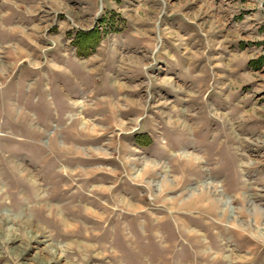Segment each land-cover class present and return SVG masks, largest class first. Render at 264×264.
<instances>
[{
	"label": "rangeland",
	"instance_id": "1",
	"mask_svg": "<svg viewBox=\"0 0 264 264\" xmlns=\"http://www.w3.org/2000/svg\"><path fill=\"white\" fill-rule=\"evenodd\" d=\"M0 264H264V0H0Z\"/></svg>",
	"mask_w": 264,
	"mask_h": 264
},
{
	"label": "crops",
	"instance_id": "2",
	"mask_svg": "<svg viewBox=\"0 0 264 264\" xmlns=\"http://www.w3.org/2000/svg\"><path fill=\"white\" fill-rule=\"evenodd\" d=\"M129 22L131 23V22H133V20L128 19L127 22H126V24H125L126 27L129 25ZM124 43H123V45H124ZM92 59H93V55L88 60L87 59L84 60L83 57H80V89L81 90H84V88L85 89H91V90L94 89L93 90V92H94L95 90H97V88H99L101 86V83L102 82H101L100 79H95L93 77L95 75V72L98 71L99 69L96 66H95V68L93 67V64H92L93 61H92ZM87 72H92V75H89ZM104 82L106 83V80H104ZM108 83L110 84V81H108ZM87 85L89 87H86ZM193 125L195 127H198L195 124H193ZM194 135H197V134L194 133ZM193 142L194 143L196 142V137L195 136H194V141Z\"/></svg>",
	"mask_w": 264,
	"mask_h": 264
}]
</instances>
